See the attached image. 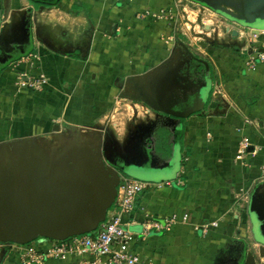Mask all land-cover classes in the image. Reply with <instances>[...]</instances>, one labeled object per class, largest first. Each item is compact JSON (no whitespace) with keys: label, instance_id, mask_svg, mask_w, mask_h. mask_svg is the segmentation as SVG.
Instances as JSON below:
<instances>
[{"label":"crops","instance_id":"crops-1","mask_svg":"<svg viewBox=\"0 0 264 264\" xmlns=\"http://www.w3.org/2000/svg\"><path fill=\"white\" fill-rule=\"evenodd\" d=\"M75 1L81 2L84 10L73 15L70 10ZM169 2L129 0L120 5L116 0H61L48 10L49 14L60 13L59 26H67L68 16L72 22L90 21V45H85L84 54L78 50L80 57H70L56 50L70 51L69 36L65 41L58 36L48 40L56 53L45 43H35L32 36L34 54L11 62L0 73V140L38 136L59 120H68L72 112L76 116L71 120L81 122L94 105L95 111H101L102 95L118 90L117 78L143 75L148 68L164 72L172 46L168 39L162 42L158 37L159 33L166 36V31L157 27L158 22L139 20L135 14L160 10ZM17 4L18 0H0V63L7 60L6 53L28 39L30 28L25 30L20 19L25 9L20 11ZM247 28L237 30L263 45V37L253 38L252 34H258L264 25L252 23ZM112 29L116 36L110 35ZM247 46L210 48L212 88L218 100L212 99L202 113L183 120L160 115L162 127L150 130L157 140L148 161L143 166L128 162L126 171H119L121 178L151 186L136 197L129 216H123L126 230L134 235L131 246L150 264H241L252 253L251 247L244 249L242 244L264 245L256 238L246 210L254 190L264 186V61L256 60L255 69H249L246 63L254 51ZM259 52H264V47ZM41 76L45 78L41 91L20 85V78L35 82ZM64 81L70 83L71 96L62 94ZM243 137H248L251 146L242 160H236L238 141ZM133 171L156 176L153 180L131 178L128 172ZM112 210L113 204L106 217ZM170 217L178 221L169 231L153 227L154 223L164 226ZM212 222L218 226L212 227ZM257 259L253 258L254 264ZM259 261L264 264V256ZM5 264L20 261L15 255ZM44 264L75 261L53 259Z\"/></svg>","mask_w":264,"mask_h":264},{"label":"rangeland","instance_id":"rangeland-1","mask_svg":"<svg viewBox=\"0 0 264 264\" xmlns=\"http://www.w3.org/2000/svg\"><path fill=\"white\" fill-rule=\"evenodd\" d=\"M41 1L49 3L54 0ZM116 1L122 4L120 0ZM17 5L20 11L25 9L20 19L25 30L30 28L33 40L38 45L43 46L45 43L46 48L48 45L53 49L49 39L52 42L51 39L58 36L65 41L69 36L70 51L57 47L56 50L57 54L68 53L70 57H80L76 54L78 50L84 54L86 46L90 45V21L72 22L73 19L68 16L67 26H59L60 13L49 14L50 9L43 5L36 8L27 0H18ZM145 11L149 14H145ZM145 11L137 12L135 18L158 22L157 27L167 34L164 36L159 33L158 40L163 42L168 39L172 46L166 70L178 69L182 76H188L191 81L198 80L202 75L203 65L196 59L204 60L210 65V48L240 49L243 44H251L247 38L235 39L229 43L221 38L217 39V33L228 38L225 35L226 25L236 29H248L243 25L252 23L264 25V0H170L160 10ZM139 13H144V16L139 17ZM146 27L149 28V25ZM110 35L116 36V29H112ZM24 37L25 41L26 31ZM164 58L166 60L167 56ZM166 70L163 72L148 68L143 75L124 77L123 84L117 83L118 90L112 95H106L107 91L103 92L104 104L101 111H95L97 106L94 105L91 112L87 110L81 122L71 120L76 116L72 112L68 120L64 118V121L55 123L60 125V129L56 131L50 127L47 132L38 136L0 140V264L9 262L19 252L17 243L2 241V238L33 233L36 227L32 221L49 223L56 212L54 205L65 206L71 193L75 191L88 196L81 213L86 217L97 215L109 196V188L117 189V186H113V181L116 177L121 179L120 169L128 162H140L143 166L148 161L146 157L157 140L150 130L162 127L164 118L142 101L131 97L162 94L166 77L170 80ZM62 87L66 88L63 96L73 94L69 89L70 83L66 84L64 81ZM89 112L91 114L86 115ZM156 135H159L158 131ZM128 174L131 178L148 180H153L156 176L134 171ZM250 208L264 224V186L256 188L247 200L249 222ZM43 239L48 238L37 234L33 241L38 243ZM248 244L242 246L244 249L251 247L254 257L258 258L257 264H260L259 252L264 245L253 247Z\"/></svg>","mask_w":264,"mask_h":264},{"label":"built area","instance_id":"built-area-1","mask_svg":"<svg viewBox=\"0 0 264 264\" xmlns=\"http://www.w3.org/2000/svg\"><path fill=\"white\" fill-rule=\"evenodd\" d=\"M144 13L149 14L148 11ZM144 13H139V17L144 16ZM233 31H237L238 39L247 38L243 30H237L233 26H225L226 36L232 35ZM257 35H261L264 39V29L260 30L258 34H252V37L256 38ZM247 39L248 42H251L247 47H251L254 54L248 57L246 64L249 69L253 70L256 67V60L264 61V52L258 53V50L264 47V43L257 45L254 40ZM44 83L45 78L43 76L35 82H27L20 78L21 87L31 91H41ZM250 146L251 142L248 137L241 138L238 141L235 159L242 160L248 154ZM261 176L264 179V166L261 167ZM165 185L170 186L171 183L166 182ZM150 187L148 182L121 178L117 186L112 213L98 225L95 231L71 236L64 240L43 239L38 243L32 241L25 245H18L17 256L20 264H44L45 261L53 259L60 261L71 259L75 261V264H150L131 246L134 235L126 230L123 222V216H129L134 210L136 197ZM240 205L241 203L239 207ZM186 220L187 215L183 217V221ZM177 221L176 217H170L165 219L164 226L154 223L153 227L169 231ZM211 225L217 227L218 223L212 222ZM144 232H148L147 228Z\"/></svg>","mask_w":264,"mask_h":264},{"label":"water","instance_id":"water-1","mask_svg":"<svg viewBox=\"0 0 264 264\" xmlns=\"http://www.w3.org/2000/svg\"><path fill=\"white\" fill-rule=\"evenodd\" d=\"M232 36L237 37V31H233ZM179 44L182 45L181 42ZM183 48L187 51L185 46H183ZM196 61L203 65V70H201L202 75L198 80H189V77L182 76L178 69L168 68L166 70L165 68V73L169 74L170 80L166 77L161 90L162 94H141L139 96L131 97V99L142 101L157 113H162L178 119H186L193 114L202 113L210 98L216 100H218V98H216L215 93L212 92L213 79L209 63L200 59H196ZM58 129L59 125L56 124L53 127V130L56 131ZM120 170L126 171V168ZM119 182V177H116L113 181V186H118ZM116 190L115 187L109 188V196L103 205V209L97 215H91L90 217H86L81 213L82 207L88 196L84 195V193L81 194L78 191L72 192L71 194H76V196H70L68 203L65 206L62 207L60 204L54 205L56 212L52 218L49 219V223H34L32 221L33 226L36 227V230L33 233L24 236L5 237L1 240L25 245L32 242L37 234L48 239L64 240L71 236L91 233L105 220L107 210L114 202ZM73 198L75 199L71 200ZM78 198L82 199L78 200ZM249 211L253 232L256 238L264 243V224L260 219L255 217L252 208H250ZM259 253L261 256H264V247H261ZM252 254L253 253L248 254V260H242L241 264H254L253 258L255 257L254 254Z\"/></svg>","mask_w":264,"mask_h":264},{"label":"trees","instance_id":"trees-1","mask_svg":"<svg viewBox=\"0 0 264 264\" xmlns=\"http://www.w3.org/2000/svg\"><path fill=\"white\" fill-rule=\"evenodd\" d=\"M32 6H35L36 8H38L40 5H43L46 8H55L58 6L60 0H54L53 2H49V3H45L41 0H27ZM45 3V4H44ZM83 5L81 2L79 1H75L71 7L70 13L73 15L78 14L80 11H83ZM34 47H33V43H32V35H31V30L28 29V39L27 42L20 46V47H15L12 52H10L9 57L7 58L6 61L0 63V73L7 68V66L11 63V62H15L20 60L23 57L29 56L34 54ZM77 59V57H76ZM117 83L123 84L124 82V78H117ZM211 95V93H210ZM211 102V98L208 100V103L206 104V106H208ZM162 114V113H160ZM165 115V114H163ZM168 116V115H166ZM171 117V116H170ZM174 118V117H171ZM174 119H178V118H174ZM178 120H183V119H178ZM19 245V244H18Z\"/></svg>","mask_w":264,"mask_h":264},{"label":"flooded vegetation","instance_id":"flooded-vegetation-1","mask_svg":"<svg viewBox=\"0 0 264 264\" xmlns=\"http://www.w3.org/2000/svg\"><path fill=\"white\" fill-rule=\"evenodd\" d=\"M223 19H224V17H223ZM224 20H226V19H224ZM231 22H235L234 20H231ZM235 23H237V22H235ZM244 27H248V25H243ZM242 29H246V28H242ZM217 39H220L221 38V40H223L225 43H229V42H231V41H233V40H235V39H238L237 37H233L232 35H230V36H227L228 38H226V37H224V36H222L221 34H217ZM10 52H12V51H9L8 53H6V57L8 58L9 57V54H10ZM238 263V262H237ZM236 262L235 263H233V264H237Z\"/></svg>","mask_w":264,"mask_h":264},{"label":"bare ground","instance_id":"bare-ground-1","mask_svg":"<svg viewBox=\"0 0 264 264\" xmlns=\"http://www.w3.org/2000/svg\"><path fill=\"white\" fill-rule=\"evenodd\" d=\"M71 196H72V197H73V196H76V194L71 195ZM75 198H76V197H75ZM75 198H73V199H71V200H74ZM79 199L81 200L82 198H78V200H79Z\"/></svg>","mask_w":264,"mask_h":264}]
</instances>
